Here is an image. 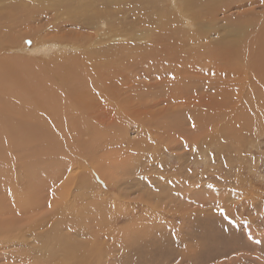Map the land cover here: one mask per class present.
I'll use <instances>...</instances> for the list:
<instances>
[{
	"label": "rangeland",
	"instance_id": "374dc122",
	"mask_svg": "<svg viewBox=\"0 0 264 264\" xmlns=\"http://www.w3.org/2000/svg\"><path fill=\"white\" fill-rule=\"evenodd\" d=\"M230 4L237 9L219 12L216 16L220 26L225 24L221 21L224 17L239 19L263 12L256 0H222L219 6L224 9ZM124 7L125 4L126 10ZM139 17L136 13L123 18V40L111 42L123 45V53L128 45L138 47V53H146L150 46L140 39L144 33L152 36V29L142 24L130 25ZM194 29L188 28L189 32ZM71 30L77 29L66 27L65 32ZM253 30L255 37H264L260 22ZM54 52L28 55L26 60L43 65L55 57L78 55L74 49ZM138 77L133 81L143 87L135 96L130 97L135 87L128 84L123 88V97H130L123 112V130L120 126L101 128L99 134L93 129H51V144L43 146L39 142L46 139L38 138L31 141L32 147L29 144L20 150L15 160L0 159V171L16 165L19 178L22 176L18 184L25 186L31 181L29 162L56 160L59 178L52 184L51 175L39 176L44 183L39 196L41 200L47 198L45 206L63 199L59 206L61 215H56L50 204L47 209L44 206L23 218L0 215V224L10 220L14 225L8 235L0 237L4 241L0 243V264H22L21 260L37 264H264V107L258 103L261 100L248 99L255 108L235 110V114L242 112L232 119L234 115L229 112L220 115L217 122L222 123L212 126L175 125L171 130L179 133L176 136L163 127L162 115L171 105L159 104L146 110L143 107L151 104V99L133 100L145 92H158L157 79L150 70L140 72ZM222 89L231 90L228 86ZM235 90L240 92L234 96L240 99L236 104L241 107L242 102L246 104L245 92ZM186 93L187 105L176 108L171 103L172 107L195 116L199 113L196 100L201 97L204 103L213 96V90L195 91L194 86ZM104 142L111 144L102 149ZM72 169L80 175L72 173ZM86 180L89 187L81 184ZM1 181L2 178L0 189ZM35 188L34 192L39 190ZM51 191L53 195H49ZM58 195L63 198L58 199ZM3 198L0 193V200ZM41 215L49 220L39 222L34 231L18 234L16 222L21 226L23 219L31 218L33 222ZM51 255L52 261L48 259Z\"/></svg>",
	"mask_w": 264,
	"mask_h": 264
},
{
	"label": "bare ground",
	"instance_id": "6f19581e",
	"mask_svg": "<svg viewBox=\"0 0 264 264\" xmlns=\"http://www.w3.org/2000/svg\"><path fill=\"white\" fill-rule=\"evenodd\" d=\"M219 3L222 0H0V159L15 160L20 150L28 148L31 141L38 138L46 139L39 142L43 146L51 144L54 138L48 132L51 129H93L99 134L101 128L108 130L120 126L123 130L127 99L143 87L136 85L133 78H139L140 72L148 70L157 79L158 92H145L133 100L151 99V104L143 107L146 110L159 104L171 105L162 117L163 127L172 135L179 136L171 130L175 125L208 127L222 123L221 120L217 122L220 115L229 112L234 115L232 119L242 112L235 114L240 108L243 111L255 108L248 99H260L258 103L264 107V37H255L253 30L256 22L264 26V0H256L263 12L239 19L233 17L234 20L224 17L221 19L223 24L225 22L223 26L219 25L216 15L222 10L230 12L237 6L225 5L222 9ZM136 13L140 17L130 25L142 24L152 29V36L144 33L140 39L150 46L146 53H138V47L128 45L123 53V45L111 42L123 40V18ZM66 27L77 30L65 32ZM189 27L195 28L193 32H189ZM70 49L78 51V55L55 57L43 65H33L26 60L28 55ZM128 84L135 90L130 97L124 98L123 88ZM191 86L200 92L213 90L211 99L204 98L203 103L198 96L196 100L197 116L202 118L176 111L179 105H187L186 92ZM227 86L231 90L226 92L222 88ZM235 88L245 92L246 104L241 100V107L236 104L240 99L234 95L240 92ZM109 144L111 142L100 144V147L105 149ZM29 163L31 181L26 186L18 184L22 176L19 178L16 165L0 171L3 188L0 193L4 195L0 200L2 218L8 214L23 218L42 210L47 198L41 200L39 196L44 183L38 177L51 175L52 184L59 178L56 160ZM73 170L72 173L80 175ZM81 184L89 187L87 180ZM36 186L41 188L34 192ZM51 192L49 195H53ZM57 197L63 198L62 195ZM62 200L49 201L56 215H61ZM48 218L36 216L33 222L31 218L23 219L21 226L16 222V231L18 234L34 231L39 222ZM9 222L0 224L3 230L0 237L14 229ZM48 259L52 261L53 256Z\"/></svg>",
	"mask_w": 264,
	"mask_h": 264
}]
</instances>
